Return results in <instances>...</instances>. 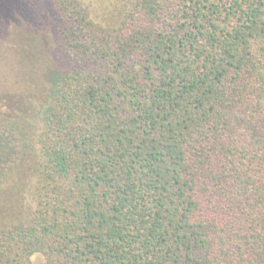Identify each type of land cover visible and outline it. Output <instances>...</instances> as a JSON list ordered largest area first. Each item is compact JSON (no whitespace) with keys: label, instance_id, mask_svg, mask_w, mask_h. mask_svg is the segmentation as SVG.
I'll return each mask as SVG.
<instances>
[{"label":"trees","instance_id":"1","mask_svg":"<svg viewBox=\"0 0 264 264\" xmlns=\"http://www.w3.org/2000/svg\"><path fill=\"white\" fill-rule=\"evenodd\" d=\"M102 3L0 0V264H264V0Z\"/></svg>","mask_w":264,"mask_h":264},{"label":"rangeland","instance_id":"2","mask_svg":"<svg viewBox=\"0 0 264 264\" xmlns=\"http://www.w3.org/2000/svg\"><path fill=\"white\" fill-rule=\"evenodd\" d=\"M103 3H102V7H104L106 10H108L109 6H108V2L111 3V0H102ZM101 3L97 2V5H100ZM13 9V8H12ZM110 9V8H109ZM2 12H6L5 10L1 11ZM0 25H1V28H3V30L5 32H10L11 31V28L13 27H24V28H29V23L26 22L24 19H23V13L21 11H12V15L9 16L8 13H6V16L4 15H1L0 14ZM31 27V25H30ZM14 53V52H13ZM13 53L10 55V57L13 55ZM6 61L7 58H4ZM2 63H3V67L2 68ZM8 66H7V65ZM15 66L17 67V65L15 64ZM12 67V64L11 63H7V62H4L3 60L1 61L0 63V68L4 71H7V73L9 72V69ZM19 72L17 71H13V73L10 75V77H8V79L10 80L11 83H13V86H20L21 83L23 81L21 77V83L18 82L19 78H17ZM10 86V85H9ZM13 88L12 85L10 86V89ZM9 93H12V92H9ZM37 264H44L45 263V260L39 256L38 257V260H36Z\"/></svg>","mask_w":264,"mask_h":264}]
</instances>
